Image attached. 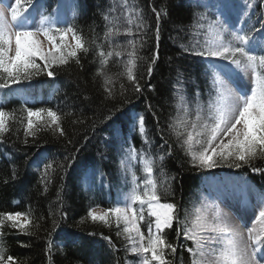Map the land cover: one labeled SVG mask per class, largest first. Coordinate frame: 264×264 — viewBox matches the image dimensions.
Wrapping results in <instances>:
<instances>
[{
	"label": "trees",
	"instance_id": "trees-1",
	"mask_svg": "<svg viewBox=\"0 0 264 264\" xmlns=\"http://www.w3.org/2000/svg\"><path fill=\"white\" fill-rule=\"evenodd\" d=\"M210 1L138 0L147 24L143 47L139 49L143 59L137 62L135 70L141 91H134L132 83L120 77L114 98L106 99L103 79L95 75L99 60L91 41L103 43L102 16L113 3L117 5L114 14L119 15V0H33L32 4L22 0L27 14L36 17L43 8L45 14L59 17L60 26H74L89 43L90 51L79 54V64L70 60L67 65L53 66V77L43 72L31 80L0 89V108L15 116L8 131L0 136V213H28L34 224L39 225L30 228L29 235L6 224L3 228L6 256H13L17 264H138L139 258L126 250L124 235H117L118 231L122 233V225L119 229L115 223L109 227L87 217L90 210L103 212L116 206L128 190L120 162L127 156L129 146L143 149L154 158L170 151L162 164L157 159L154 174L159 184L163 168L171 187H159L161 202L175 203L181 221L185 219V209L191 213L193 208L200 207L205 196L204 179L217 171L237 177L257 203L256 194L264 193V159L240 168L229 167L227 163L214 167L215 170L195 167L168 128L177 115L174 93L179 88L185 90L193 116L197 92L207 112L212 89L211 73L205 75L208 63L184 47L205 39L203 34L194 35L197 29L193 27V13L206 12L209 20L216 19ZM12 2L15 4V0ZM240 3L244 10L243 0ZM74 8L78 11L75 17ZM243 10L239 11L238 6L232 8L240 16L244 31L252 36L256 53L264 54V28H261L264 0H256L247 16ZM68 36L72 38L71 34ZM124 40V36L119 37L121 43ZM154 56L149 75L147 68ZM105 71L116 74L123 68L112 61ZM121 83L126 89L123 95ZM27 108L56 111L62 117L60 126L65 134L43 129L35 137L26 136L23 110ZM140 114L150 144L138 130ZM49 161L63 167L44 181L42 172ZM135 171L142 179L138 163ZM179 227L174 222L171 229L165 230L167 240L176 246L175 253L169 250L168 258L172 264H190L187 249L193 244L182 233L177 235ZM141 228L147 232L146 221ZM105 237L110 238L111 244Z\"/></svg>",
	"mask_w": 264,
	"mask_h": 264
},
{
	"label": "snow or ice",
	"instance_id": "snow-or-ice-1",
	"mask_svg": "<svg viewBox=\"0 0 264 264\" xmlns=\"http://www.w3.org/2000/svg\"><path fill=\"white\" fill-rule=\"evenodd\" d=\"M32 2L28 0L29 4ZM255 2L243 0L244 16L248 15L247 10ZM230 6L231 0H218L215 5L217 17L214 20H209L206 12H194L193 27L197 29L194 35L203 34L205 39L202 42L196 40L184 50L196 56L228 61L232 67L209 59L205 75L211 72L212 89L206 114L199 92L196 93L193 116L186 92L179 88L174 93L177 97V115L168 124L170 133L176 136L193 166L199 168H214L221 163L240 168L264 159V54L256 53L253 38L243 27H232L221 19L223 10ZM118 7L119 15L114 14L117 5L113 3L102 16L105 21L103 43L91 41L99 60L95 75L103 79L106 99L114 98L115 84L120 77H126L134 91H141L135 70L137 62L143 59L139 55L144 43V29L147 27L143 9L138 6V0H119ZM45 12L46 9L41 8L37 16L33 17L27 14L22 0H15V4L12 0H0V89L31 80L43 72L53 77V66L67 65L70 60L79 64V54L90 51L89 43L74 26H60L58 16ZM73 15H78L75 8ZM156 15L159 19L160 13ZM261 28H264V23ZM69 34L74 41L72 45L67 43ZM121 36L125 37L122 43L119 41ZM41 37L51 46L47 50L43 47ZM155 59L154 56L147 68L149 75ZM112 61L121 65L123 71L116 74L106 72ZM237 72L245 76L251 74L249 88L233 89L228 86ZM177 80L180 81V76ZM125 91L121 83L120 94L123 95ZM23 111L26 112V136L35 137L43 129L65 134L60 126L61 115L51 108H27ZM13 119V113L0 108V136L8 131L9 122ZM137 124L139 133L150 144L143 114L139 115ZM164 142L168 143L167 140ZM168 154L170 151L154 158L143 149L129 146L127 156L120 162L125 182L129 185L128 190L117 200L116 206L102 213L90 210L87 217L109 227L113 223L118 229L123 225L122 233L118 231L117 235H124L126 250L139 258L138 264H172L168 253L169 250L175 253L176 246L167 240L165 230L171 229L174 222L180 225L177 235L182 233L186 240L192 241L193 246L187 249L190 264H264V254L258 257L264 248V193L256 194L259 212L255 215L253 226L247 228L246 235L221 212L219 206L214 207L211 219L208 218L207 205L195 207L191 213L185 209V219L181 221L175 203L161 202L159 187H171L163 168H160L162 179L159 184L154 174L157 159L162 164ZM136 163L140 165L142 179L135 171ZM61 167L63 165L54 166V162L49 161L44 165L42 179L48 181L51 174ZM254 171L260 169L254 168ZM145 221L146 233L141 228ZM256 222L260 224L259 229L255 227ZM6 224L29 235L32 234L29 229L39 228V225L34 224L28 213H0V264H17L13 256L5 255L7 249L3 241V228ZM105 239L111 244L109 237Z\"/></svg>",
	"mask_w": 264,
	"mask_h": 264
},
{
	"label": "rangeland",
	"instance_id": "rangeland-1",
	"mask_svg": "<svg viewBox=\"0 0 264 264\" xmlns=\"http://www.w3.org/2000/svg\"><path fill=\"white\" fill-rule=\"evenodd\" d=\"M240 1L242 0H231V7L233 9H236V6L241 4ZM210 2L214 5L215 13L217 16V9L215 5L218 0H212ZM231 7L223 10L224 15L221 16V19L226 20V23L228 25L238 28V22L236 21L237 17L233 14L234 12L230 9ZM61 9H64V5L61 6ZM239 11H241V9H239ZM41 39L43 40V47L45 48V50L51 47L43 37H41ZM67 43L69 45L74 44V41L70 36L67 37ZM209 59L214 60V62L216 63L232 67L228 64V61L216 60L215 58H205L207 63H209ZM38 63L42 64L41 61H38ZM233 71L235 72L236 70L233 69ZM251 80L252 77L250 73L245 76L243 73L237 72L234 80L232 82H229L228 86L233 89L237 87L249 88L251 86ZM210 169L215 170V168H206V170ZM240 185L241 184L238 178L230 175V173L228 172L220 173V171H217V173H215L214 175L206 177L203 182L205 196H203V198L201 199L200 207L202 205L208 206V218L211 219L214 207L219 206L221 212L226 214L231 222L238 226L240 230L246 235L247 228L253 226L254 218L255 215H258L259 208L257 206V203L253 201L249 194L244 192L245 195H240L242 192ZM246 201L247 206H245ZM94 211L97 213H102V211L100 210ZM231 211L235 215L231 213ZM145 215L147 216L146 211ZM255 227L257 229L260 228L259 222L255 223ZM261 254H264V248H262L261 253L258 254V257Z\"/></svg>",
	"mask_w": 264,
	"mask_h": 264
},
{
	"label": "bare ground",
	"instance_id": "bare-ground-1",
	"mask_svg": "<svg viewBox=\"0 0 264 264\" xmlns=\"http://www.w3.org/2000/svg\"><path fill=\"white\" fill-rule=\"evenodd\" d=\"M242 7H243L242 5H238V9L243 10ZM243 11H244V10H243ZM117 130H118V127H117ZM146 148H147V147H146ZM122 151H123V149H122ZM231 213H233V212L231 211ZM233 214H234V213H233ZM234 215H235V214H234Z\"/></svg>",
	"mask_w": 264,
	"mask_h": 264
}]
</instances>
